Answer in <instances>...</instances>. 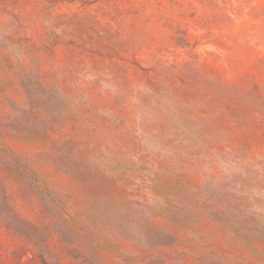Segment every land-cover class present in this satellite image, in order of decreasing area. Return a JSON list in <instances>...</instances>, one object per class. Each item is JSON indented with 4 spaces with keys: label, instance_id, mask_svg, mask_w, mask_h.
Instances as JSON below:
<instances>
[{
    "label": "rangeland",
    "instance_id": "374dc122",
    "mask_svg": "<svg viewBox=\"0 0 264 264\" xmlns=\"http://www.w3.org/2000/svg\"><path fill=\"white\" fill-rule=\"evenodd\" d=\"M250 176L264 0H0V264H264Z\"/></svg>",
    "mask_w": 264,
    "mask_h": 264
},
{
    "label": "trees",
    "instance_id": "16d2710c",
    "mask_svg": "<svg viewBox=\"0 0 264 264\" xmlns=\"http://www.w3.org/2000/svg\"><path fill=\"white\" fill-rule=\"evenodd\" d=\"M19 68H20L19 81L20 84L23 86L26 95L29 98V96L31 95V89H30L31 84L32 83L36 84V81L34 80L35 73L31 72L30 69H25L24 67L21 66ZM39 86L42 92L45 94H47L50 90L47 86L41 83L39 84ZM249 167L250 168L254 167V164H250ZM247 180L249 181V183H247L248 186L252 188V190L254 191V195L252 194L247 197L248 200H250V202L244 204L245 200L243 201V199L240 198V196H236V198L234 199V204H236V210L238 212V216L244 210V208L245 210L252 209L251 211L248 212L247 217L243 219L246 222H244L242 219L239 220L240 217L232 219V222L234 223L228 221V219L231 217L226 215L224 212V208H231L230 202H228V200L226 201V203H224V205L221 207L218 213H215L216 215L219 216L215 215L216 219L214 221L220 225L222 231H226V229L234 228L236 226L234 230L235 232L234 234H237L238 232L242 231L243 233L241 234V236L244 234L245 238L248 241L257 240L264 242V222H261L257 217V214L255 213L260 208L264 210V184L259 183L256 176H250L249 178H247ZM262 180L264 181V177H262ZM233 207L235 206L233 205ZM4 222L6 223V225L10 226L16 232H20L22 235L26 234V236L29 238L30 233H26L28 231H24L23 229L24 227L20 225V223H23L30 227L31 225L28 224L26 221H22L17 216H12L10 217V219L4 220Z\"/></svg>",
    "mask_w": 264,
    "mask_h": 264
}]
</instances>
